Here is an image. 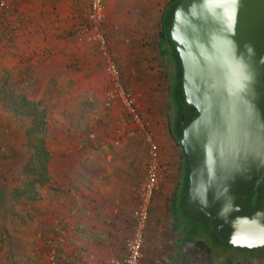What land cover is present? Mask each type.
I'll return each mask as SVG.
<instances>
[{
  "label": "rangeland",
  "instance_id": "1",
  "mask_svg": "<svg viewBox=\"0 0 264 264\" xmlns=\"http://www.w3.org/2000/svg\"><path fill=\"white\" fill-rule=\"evenodd\" d=\"M107 1L104 21L99 26L106 39V52L101 49L86 17L83 22L92 31L89 44L98 62L93 74L76 71L57 74L55 86L31 89L18 84L22 77L14 62L5 60L8 64L0 65V176L4 178L0 181V264H53L55 261L52 260L55 253L47 242L50 225L45 205L38 201L39 197H45L50 184L51 162L62 160V154L52 155L53 149L62 150L69 143L77 145L79 140L80 145L111 150L117 158L126 147L132 150L129 155L134 157L137 183L144 180L147 143L136 124L120 122L119 117L124 114L121 104L107 99V91L111 89L106 70L108 57L117 63L122 84L131 92L144 129L151 131L154 139L157 135L162 137L159 144L162 175L175 185L172 191L163 194L161 203L152 204L139 264H264V245L252 249L219 245L226 249L222 251L209 249L211 241L201 238L193 243L197 248L194 251L190 246L183 247L182 231L175 222V216L180 215L176 211L175 215L173 209L177 208L173 199L181 190L183 164L180 147L169 133L170 64L165 63L159 52L164 42H160L161 20L151 29L145 24L150 21L149 10L136 7L131 12L115 8L107 13ZM18 13L16 8L8 14L7 25L20 23ZM131 16L135 23L128 32L126 23L130 24ZM19 27L12 31L13 38L7 47L1 34L0 58L5 59V53L11 51ZM6 29L3 25V33ZM84 136L87 139L81 142ZM44 152L48 154L42 157ZM161 187L159 183L153 198L162 195ZM36 203L42 208H33ZM120 237L122 244L124 235ZM154 248H157L155 252Z\"/></svg>",
  "mask_w": 264,
  "mask_h": 264
},
{
  "label": "water",
  "instance_id": "2",
  "mask_svg": "<svg viewBox=\"0 0 264 264\" xmlns=\"http://www.w3.org/2000/svg\"><path fill=\"white\" fill-rule=\"evenodd\" d=\"M169 33L197 111L179 138L188 207L226 244L263 246L264 0H180Z\"/></svg>",
  "mask_w": 264,
  "mask_h": 264
},
{
  "label": "crops",
  "instance_id": "3",
  "mask_svg": "<svg viewBox=\"0 0 264 264\" xmlns=\"http://www.w3.org/2000/svg\"><path fill=\"white\" fill-rule=\"evenodd\" d=\"M170 1L108 0L107 13L112 9L115 11V8L131 12L136 7L147 9L150 21H145V24L154 29L152 27L156 26L162 10ZM88 7L89 0H28L18 5L19 31L15 34L11 51L5 53V59L0 58V65L8 64L5 60L14 62L22 77L18 84L31 89L55 86L57 74L75 71L83 75L93 74L98 62L95 60L96 52L89 44L92 43L89 42L92 31L83 24L86 17L89 25ZM130 18V24L126 23L128 32L135 23L134 16ZM1 22L2 18L0 37L3 35ZM125 37L130 38L129 35ZM84 138L87 139L84 136L81 142ZM157 139L158 144L162 143V137L157 135ZM78 142L77 145H64L62 150L50 151L52 155L63 156L61 161L51 162L50 184L45 197H39L38 201L45 205L50 225L47 241L51 237L54 240L53 246L48 244L55 253L53 264H87L90 255L95 256L93 264H104L110 256L122 257L125 254L124 238L120 244V235L125 237L132 225L135 189L140 183L134 174V157L129 155L132 150L125 147L116 158L111 150ZM3 179L0 176V181ZM160 183L163 193L152 198L153 205L161 203L163 194L175 187L164 174ZM32 207L42 208L39 203ZM154 259L157 262L158 252Z\"/></svg>",
  "mask_w": 264,
  "mask_h": 264
},
{
  "label": "built area",
  "instance_id": "4",
  "mask_svg": "<svg viewBox=\"0 0 264 264\" xmlns=\"http://www.w3.org/2000/svg\"><path fill=\"white\" fill-rule=\"evenodd\" d=\"M26 1L28 0H0V13L3 14L2 22L7 28L5 33H3L5 36V41L3 43L6 47L11 44L9 42L13 38L12 31L19 26L18 21L7 25L8 21H6V19L9 17L8 14L12 13L18 5ZM105 3L106 0H89V9L87 13L93 35L104 52H106V39L100 31L99 26L104 21ZM106 70L111 82V89L107 91V99L108 101H118L121 104L124 113L119 117L121 123L131 121L138 126L139 131L142 133L147 143V164L145 168V178L135 189L136 203L132 211V225L123 240L125 254L122 257L110 256L105 260L104 264H139L142 258L144 234L150 215L152 198L158 189L162 175L161 151L152 132L144 129L141 117L133 106L130 95L131 92L122 84L120 69L117 63L110 57L106 60ZM49 239L47 241L48 244L53 246V237ZM95 260V256L90 255L86 263L93 264Z\"/></svg>",
  "mask_w": 264,
  "mask_h": 264
},
{
  "label": "trees",
  "instance_id": "5",
  "mask_svg": "<svg viewBox=\"0 0 264 264\" xmlns=\"http://www.w3.org/2000/svg\"><path fill=\"white\" fill-rule=\"evenodd\" d=\"M180 0H171L166 8L161 12V31H160V42L164 40L163 46L160 47L159 52L166 64H170L169 75H170V87L168 90L169 98L167 99V108L169 110V133L171 138L180 147L179 138L182 135L183 125L188 123L196 114L197 111L193 106H185L184 104V91L182 86V65L179 58V54L170 38V27L172 23L173 13ZM184 114V122L181 119ZM181 151V147H180ZM40 152L39 150L37 151ZM47 152L42 153V157L47 155ZM182 185L179 195L176 196L173 201L177 203V208L172 205L174 212H179L180 216H175V222L178 223L180 230L182 231L183 247L190 246L193 251L197 248L193 245L196 239L201 240L208 238L211 241L209 249H216L219 245L226 247H232L222 241L210 228L208 221L209 218L202 212H193L188 209V183H189V166L186 159L182 155ZM45 162L48 161V156L45 157ZM44 162V163H45ZM44 180V179H42ZM178 194V193H177ZM34 198V197H33ZM176 199L178 201H176ZM151 211V208H150ZM175 212V215H176ZM223 248V249H225ZM185 249V248H184ZM199 250V249H198Z\"/></svg>",
  "mask_w": 264,
  "mask_h": 264
}]
</instances>
